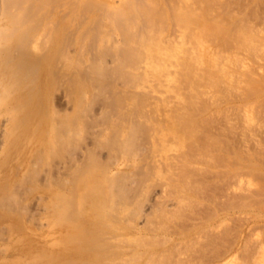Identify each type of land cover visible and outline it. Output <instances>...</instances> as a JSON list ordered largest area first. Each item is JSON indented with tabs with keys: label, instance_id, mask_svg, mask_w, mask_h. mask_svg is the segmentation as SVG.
<instances>
[{
	"label": "bare ground",
	"instance_id": "bare-ground-1",
	"mask_svg": "<svg viewBox=\"0 0 264 264\" xmlns=\"http://www.w3.org/2000/svg\"><path fill=\"white\" fill-rule=\"evenodd\" d=\"M14 1L16 3L17 10L18 8H20L19 6L23 4L22 2L24 0H20V4L18 2L19 0ZM26 1L28 2V0ZM26 1H24V4L26 3L25 8H29V10L31 8V12H33L34 9L38 12L41 7H43L44 9L46 8L47 11L41 9L43 12L39 11L38 14L36 12L35 14L33 13V15H30L31 22L28 23L30 20H28L27 16L29 15L25 17V13L23 14L22 11L17 10L18 12L22 13H18V16L19 14L24 16L22 17L24 21L27 18L28 22L26 20L24 23L26 24L27 22V25L30 24V26L29 30L24 29V31L21 30L23 26L21 28H17L16 35L18 37V42L14 47V50H10L7 55V58L11 59V61L16 59L9 66V74L11 75V77L17 79L16 81L21 82L27 75L32 76L36 74V70L38 69V66L43 59L47 60L48 63L55 60L54 66L57 70L53 67V72L51 73L55 75V69V71L58 72H56V76L59 75L61 81H65L64 84H68V87H71L72 90L73 88H77V92L80 96V101H84V99L86 98L85 95L87 94L86 92L88 88H90V91L92 89H95V91H97L94 95L95 98L99 95H102L104 98L103 109L107 108V110H110L111 114L113 113L114 116L119 117H117V119L120 120L116 123V128L117 126L118 128L120 127V123L125 122V125L128 124V135L126 133V135H124L125 137H120L121 133L116 129V134L112 136L111 139L109 138L110 141L107 140L110 145L108 147L112 146L120 151L124 150L125 153L126 151H128L131 154L130 150L133 151L132 149L137 144V139H142V136L141 138H137L138 135L142 133L143 135H145L144 137L146 138V140L144 138L143 139L145 143L147 142V148H150V151H148L150 153H147V155H149L151 158H156L157 145L159 142H161L165 135H167L165 132L167 131V129H170L169 127L171 125H168L171 124V120L173 122L174 118H176L177 125L179 127V131L176 132L179 133L180 137L184 139H181L183 143L181 144L179 149H177L178 153L174 154L175 160L170 164L168 163L170 165V168L173 165L176 169L178 168L177 170H173L174 172L178 171L176 174L172 171V173L175 174V177L169 174L172 176L171 178L169 176V180H173L175 178L174 180L177 181L175 185L177 191H175L176 189L172 186V189H175V193L173 194L178 193L179 195H177V198H179V200L178 202L176 201V205L174 206V202V204L172 205L173 208L175 207L176 209H178V212L173 211L172 209L170 213L173 211L176 214L177 212L178 216L174 214L171 215L180 217L181 221L180 219L177 222H175L174 220V224L178 223V225L176 224L177 227L180 226V229H183L185 227L186 230H184L188 231L189 227L187 228L186 226H191V223H193L191 226L193 228L196 215L194 216V219L192 218L193 222H191V218V221L188 219L189 216L187 218V215V220L184 221L183 218L185 216L182 215V212L184 211L183 213L187 214L189 211V214H196L195 212L199 208H197L196 211L195 209H192L195 211L193 213L192 211H190L191 207L196 208L198 205H202L204 203H201L202 198L209 199V197L210 202L212 200L211 198L215 200L218 199L217 201H215L216 203L214 202L216 210L213 208L212 212L215 211L216 213L218 208H223L224 210L227 209V211L231 212V216H233L231 219L230 217L228 218L229 221H232V225L230 227L227 225L229 221L228 223H226V220L224 221L226 224L225 226L223 220H221L222 218L217 219L216 217L215 224H212L210 226L207 225L209 229H207L208 231L204 232L206 230L205 228L203 230L200 229L199 233H196V235H194V238L192 236V241L184 244V246H186L185 249L183 248L184 251H182L183 241H181L182 247H180L181 250L178 249L176 251L177 254L174 253L176 249L174 251L173 249L172 251H168V248L166 251H164V249L163 252L165 253H162L161 251L162 254H160L159 252L151 253V251L148 252V250H145L142 254L138 252L139 254H132L133 256L130 257L119 256V259H117L115 263L110 262V264H132L136 260H138V264H193V262H196L195 264H264V201H262L263 198H261L260 200V197L264 194V24L260 22L261 18H259V20L257 18L260 23L256 22V25L254 22H251L254 16L252 17L250 15V18L252 19H250L249 21L246 19H249V17L245 18V15H243V12L247 11L250 6L252 8L250 13H252L255 8L259 6V3H261L260 1L262 0H240V2L239 0H235V2L234 0H227V2H225L226 0H44L45 2L43 0H39L38 2L42 1L45 3L44 6H42L43 3L38 2H36L37 4L35 5V1L37 0H31L32 3L34 2V5L32 4V7L36 6V8H32L31 6H29L30 2L27 3ZM253 1L255 3L251 4ZM52 2L53 4L58 2V4H55L56 6L50 5V3L52 4ZM9 3L12 4V2H8V4ZM38 5H41V7ZM16 6L13 7V5L9 4L8 9L11 8L15 10L14 8ZM25 8L23 7L22 10L27 11L28 9ZM38 8L39 10H37ZM235 8L236 10L238 8L237 11L240 12L239 15H242L241 17H238V19L236 18L238 12L234 10ZM233 10L236 15L233 13ZM11 12L10 14L14 13L15 11L12 13ZM31 12L27 11L28 14H30ZM248 13L249 12L247 11L246 14ZM14 15L12 14L11 17H13ZM252 15H254V13H252ZM16 16L17 15H15L14 18ZM14 18V25H17L18 23L19 26L20 24L22 25L23 22H21L18 17L17 19ZM15 21L20 22L16 23ZM263 21L264 19L262 20V22ZM12 24L9 25L12 26ZM25 24H23L24 27L27 26ZM9 30L11 31V29ZM4 32L2 31L1 33ZM74 34L77 35V40L74 41L72 36V41H64V36H69L68 39H70V35ZM170 50L173 52L177 51L176 53H174V56L176 57L175 60L179 62L180 66L178 70L179 73L177 81L182 84L181 87L186 86L185 88H183L186 91H189V89H187V86L191 87V89L193 88V90L189 91L190 93L188 91V93L183 91L182 94L185 92L184 94L187 95L184 96L186 98L184 103L186 104L183 105L182 102H179L181 105H177L171 113L172 119L170 117V120L168 119V121L167 119L162 118L160 123V119H158V122L156 116H154L156 115L154 111L153 115L151 114V111L155 110L156 112L157 108L154 107L155 109L152 108V110L150 111L149 109H146L147 103L152 102H148L149 96H147L146 98L145 95L148 94H145L146 92H144V86H146L148 82L152 83L150 79H152L153 74H150L152 73L150 72V70L152 71L153 69L151 68V65H156L154 63L156 56L159 57L158 60L160 61L162 57L164 59L166 51L168 52V55H166V57L169 56ZM216 53L219 54L216 55ZM163 54L164 56H162ZM169 57L166 59L167 62H170ZM166 60L164 59L165 62ZM223 61H225V64H229V66L224 65ZM152 63H154L155 65H153ZM157 64L165 65V68L168 64V68L170 66V63L165 64L163 63V61L162 63L158 62ZM164 67L163 70L165 69ZM158 68L159 66L157 67V69ZM161 68H159L158 71L155 68L154 69L157 72H162L161 74L159 72V74L161 76L164 74L162 76V78L164 79L165 74L167 75L168 73H165V70L163 71ZM168 68L166 69L167 72L169 71ZM174 73L176 72L174 71ZM159 74L156 73L157 76H159ZM171 74L170 76L172 80L170 79V81H173L174 76L172 77ZM150 75L152 76L150 77ZM161 76H159L160 81L158 79L153 80H156V83H160L162 82V79L160 78ZM32 80L34 81V79ZM165 81L163 82L165 83ZM69 88H67V90H69ZM227 89H229V91ZM143 92L145 95H143ZM221 92H228L229 98L227 96L228 100H226L227 103H225V106H222V104L220 103L221 100H219L218 97ZM140 95L145 96V98L141 97ZM139 96L143 99L141 100ZM92 101L95 102V100ZM230 103L233 107L229 106ZM231 107L232 109H234L232 110ZM81 112H83V110ZM109 116L110 115L107 114V117ZM221 117L222 120L220 119ZM152 118L153 120L155 118L154 122H157L152 123L153 120L152 122L150 121ZM163 120L165 121L163 122ZM219 125L221 126L222 131H220L221 128L219 127ZM236 125L240 127L241 131H239L240 129ZM59 127H61L64 131L65 127ZM211 128L213 132L216 131V129L217 131H220L219 133L221 134L225 132L227 137H230L232 135L231 132H233L235 137L234 131L235 129H238V132H236L237 130L235 132L236 134H239L241 132V136L239 140H236V138L234 139L236 140V144L234 143L235 146L231 147L229 141L225 142L228 144L224 143L226 139L224 138L223 141V138L220 137L221 134H219L218 132H214V134H212ZM213 128L215 130H213ZM229 133L231 134L230 136H228ZM67 135L68 134H65V136ZM75 137L74 139H76ZM177 137L179 139L178 135ZM177 137L175 136L174 138ZM232 137L230 139H232ZM238 137L239 136H237V138ZM62 140L63 138L60 141ZM68 140L70 141V139ZM166 140H169V142L172 141L170 140V138L168 139V137ZM176 141L177 139H175V142ZM66 153L68 155L67 151ZM133 153L135 152L133 151ZM57 154H60V152H58ZM93 155L94 154L91 155V158ZM62 159L64 160V157H62ZM175 164H177V167L175 166ZM204 164L211 165L214 168L219 167V164H221L220 167L227 168L229 170H227L228 174L231 173V176L229 175V178L227 177L223 184H220L221 182L219 183L220 180L217 178L223 176L224 174H227L224 173L226 170L219 171V173L217 170L214 171L210 168L211 171H209L208 167V170L204 169ZM89 168L90 167H88L86 170L88 171ZM237 168L238 172L235 173L234 171ZM164 169L167 170L166 167ZM28 170L30 169L28 168ZM47 171L48 170H46V172ZM30 172L31 171H29V173ZM147 172L143 173L142 171L140 173L139 171L140 174H137V177H139L137 178L139 181V183L137 182V187H139V184L140 186H142L143 184H141V182L144 183V181H147L149 179L150 175L146 180V175L150 173ZM103 173L105 175L103 178L99 179V182L96 180L97 178L95 179L98 184L90 187L92 189V194H90V197L93 198L92 195L96 194L95 196L97 197V207H101L103 209L107 207L112 214L113 210L121 213L119 211H123L125 208L129 209L131 203L132 205L136 204V196L139 192V189L136 186L135 188H133L128 182L127 183L129 186H127L126 183H124L126 181L125 178L124 181L121 177V180L119 178L117 179L118 176H116L114 173L112 174L111 172H109V169L103 170ZM209 178L214 179L209 180ZM213 180H219L218 184L219 186L221 185L220 188L217 184V181L216 183L214 182L215 185L218 186V189L216 188L214 183L211 182ZM261 180L263 182H261ZM142 189L143 188H140V190ZM159 190L161 192V190L163 189ZM16 192L17 191H15V193ZM86 193L84 195L88 194ZM213 194H216V197ZM212 195L213 197H211ZM88 196L86 197L88 198ZM83 197L84 196L82 195V198ZM5 198H7V196ZM133 198H135V201L132 202V200H134ZM175 198L176 197L174 196L173 199ZM159 201L161 200L156 201V203ZM83 202L82 204L85 203ZM156 203H154V205H156ZM21 205H23V203H21ZM164 205L162 206L163 209ZM254 205L255 207L261 206V208L259 207L258 209L263 210L258 211L257 209V211H253L255 210L253 208ZM90 206L95 208V205ZM152 206L151 204L148 207L145 206L144 212H141V215L139 217L141 218V221H139L140 223H144L146 221L145 224L147 223V225L145 226L148 227V223H150L152 227H154L155 225L156 228H159V230L162 229L161 231L164 232V228H166L167 230V227L169 225L166 226L167 224H165L164 222L165 227L164 225L162 226V220L158 219L160 218L159 211H157L158 213L155 212L156 210H158L156 209L158 206L161 207V204L159 205L157 203L156 207L153 206V209H151ZM210 206L211 204L206 207ZM165 207H167V205ZM211 207L210 210L212 209ZM159 209L163 211L162 208ZM187 209L189 210L186 213L185 210ZM208 209L209 208H207L206 211ZM151 210L154 211V215L156 216L152 214L153 211ZM78 211L74 209L72 213H77ZM161 211L160 213H162ZM164 211H167V208ZM204 212L202 216H204ZM212 212H210L212 215L210 214V216L208 217L210 218V220L211 218H213L212 216L217 215V213L215 214L214 212ZM166 213L164 214H166L167 216L168 214H170L168 213V211ZM78 214L76 215L79 216L80 214ZM164 214H162L161 217L163 216L164 218ZM180 214L184 217H182ZM208 214L209 213H206L205 215L207 216ZM108 215L109 213L106 216L107 218L109 217L112 221L115 220V215L112 214L113 218ZM118 216L116 215L117 218H119L121 215L119 217ZM168 217L170 219V215ZM197 219L199 220L200 217H197ZM116 220L118 222V219ZM119 220L121 221V219ZM123 220L127 223L128 228L137 227V225L135 226V224L133 223V216L131 213L130 217L129 215H127ZM198 220H195V222L197 221L196 224L207 222H200V220ZM171 221L172 220H170V222ZM182 221L183 223L186 222L188 225L186 223V225H184ZM36 222H38V220ZM102 224L109 226V228L115 227L110 223L109 225L105 223ZM157 224L159 226H157ZM233 224H236V227ZM181 226L183 227L181 228ZM232 226L235 227L234 230L237 229V236L235 235L236 232L233 231L234 234L233 232L232 234L236 237L234 238L232 235L231 239V233L229 234V232L232 231ZM221 227H223L224 229L226 228L227 230H220ZM115 228L120 229V227ZM112 229L114 230V228ZM201 230L203 231V234L201 233L200 235V232H202ZM92 231L90 230L89 232ZM96 231L97 229L94 230V232ZM119 231L121 232V230ZM222 231L226 232V235ZM177 232L178 231H175V233ZM204 233H206V239H211L209 241L206 240V244L204 243ZM178 234H180V231L178 232ZM198 234L199 236H197ZM116 236L117 235H113L114 239L117 238ZM224 236H226V241L224 240ZM118 237L119 239L117 238V242L119 240V244L120 242L125 244V242L122 241L124 238H122V240L120 241V236ZM106 238L107 237L105 236L103 240H105ZM129 238L126 239L129 240ZM148 238L147 236L144 237L142 235L139 236L138 234H136L134 239L131 238L130 240L133 241L131 242V244H136V246H148L153 244L150 240L151 238ZM164 238H166V236ZM96 239H98V237H96ZM194 239H196V241ZM201 239L203 240V242H201ZM127 240H125L126 244L128 243ZM141 240L144 241L141 242ZM189 240H191V238ZM199 240H201L200 242L202 244L199 242ZM222 240L224 244L221 242ZM187 241L188 240H186L185 242ZM209 242H211V245L213 244L212 250L217 246H221L222 244L227 247H223L226 249H223L222 247H220L219 249L217 248L216 252L214 250L213 255V251L211 252V245L209 244ZM217 243H219L220 245ZM176 244L177 243L175 242V245ZM207 244H209L208 246L210 248L207 246ZM113 248L116 247L114 246ZM118 248L119 247H117V249ZM123 250H126V248ZM184 252L188 254V258L189 255L193 253L195 254L196 258L192 256L194 258L192 259V257L190 256V259L192 260H188V258L185 256L187 259H182V254H184ZM209 252H211V257L213 255L216 258L212 257L211 259L208 254ZM213 258L216 261L213 260Z\"/></svg>",
	"mask_w": 264,
	"mask_h": 264
},
{
	"label": "rangeland",
	"instance_id": "rangeland-1",
	"mask_svg": "<svg viewBox=\"0 0 264 264\" xmlns=\"http://www.w3.org/2000/svg\"><path fill=\"white\" fill-rule=\"evenodd\" d=\"M13 1L14 0H12V1L11 0L10 1L9 0H0V47H2V48H0V264H85V263L86 264H93V263H95V264H102V263L103 264H110V262L115 263V261L117 259H119V256L120 257H130L133 255H137L138 252L142 254L145 250H148V252L151 251V253L159 252L160 254H162V253H165V252H163V250L165 249L164 251H166L168 248V251L169 250L172 251V249L174 251L176 249L174 251V253H176V251L178 249H180V247H182L181 241H183L182 249L183 248L185 249L186 246H184V244H187L190 241H192V239L195 237L194 235H196V233H199L200 229L203 230L205 228L206 230L204 232L208 231L209 229H208L207 225L210 226L212 224H215L216 217H217V219L222 218L221 220H223L224 224H225V222H224L225 220H226V223H228V221H229L228 218L230 217V219H231L233 216H231V212L227 211V209L224 210L223 208L221 209V208L217 207L218 208V210L216 212L217 215L212 216L213 218H211V220H210V218H208L210 216V214H211L210 212H212L213 208L216 210V206H215L216 202L215 201L218 200V199L215 200V199L211 198L213 200V202H212V200L210 202L209 201L210 197H209V199L208 198L207 199L202 198L201 203L204 202L205 205L203 203L202 205L201 204L198 205L196 208L191 207L190 211H192L193 213L197 210V208H199L195 212L196 214H192V213L189 214V211H188L189 209L185 210L186 213L188 211L187 214H184L183 213L184 211L182 212V215H184L185 217L180 214L184 218H186V215H187V218L189 216V218H188L189 220H190V218H191V220H192V218L194 219V216L196 215L195 220H198L197 217L198 218L200 217V219H199L200 222L201 221H207V222H202V223L196 224L197 221L195 222V220H194L195 224L193 225L194 226L193 228L191 227L193 223H191V226L190 225L186 226L187 228L189 227L188 231H185L186 230L185 227L183 229H180V226L177 227L178 223L174 224V220H175V222H177V221H179L180 217H176V216H178L177 215L178 209H176L175 207L173 208L172 205L175 203L174 204V206H175L176 201L178 202L179 198H177L178 193L173 194V193H175V191H177L176 186H175L177 181L174 180L175 178L173 179L174 181L172 179L171 180H169V179L172 177L171 175H173L175 177V174L178 171L174 172L173 170H177L178 168L176 169L174 167V165L171 166V168H170L169 164L175 160L174 154L178 153L177 149H179V147L183 143L182 140L184 139V138L180 137L179 133H177L179 131V127L177 125L176 118H174L173 122L171 120V124L168 125V126L171 125L169 127L170 129H167V131L165 132L167 135H165V137L161 140V142L158 143L157 152H156L157 157L156 158H151L149 155H147V153H150V152H148V151H150V148L148 147L149 148V150H148L147 142L145 143V141H144V139L146 140V138L144 137L145 135H143L142 133H140L137 137V138H139V137L141 138V136H142V139H137V144L132 149L135 153H133V151H131V150H130L131 154L128 151H126V153H125L124 150L120 151V150H118L112 146L108 147V146H110L108 141H110L109 138L111 139L112 136H114L116 134V129L118 131H120L121 135H123V136L120 135V137H125L124 135H126V133L128 135V133H129V131H127V130H129V128L127 127L128 124L125 125V122L120 123V127H119L120 129L118 128V126L116 128L115 125L120 119L118 120L117 119L118 116H114L113 113L111 114L110 110H107V108H104L105 110L103 109L104 98L102 95H99L98 97L95 98L94 95L97 92V91H95V89L94 90L92 89L90 91V88H88L87 92H86L87 94L85 95L86 98L84 97L85 98L84 101H80V96L77 92V88L76 89L73 88V90H72L71 87L70 88L68 87L69 86L68 84H66V83L64 84V82H65L64 80L61 81V78L59 77V75L56 76V74L58 72L55 71V69H56V67L54 66L55 60L50 61V63H48L47 60L43 59L41 61L40 65L38 66V69L36 70V74H34L32 76L27 75L26 77L23 78V80L21 82H18V81H16L17 79H14L11 77V75L9 74V71H10L9 66L16 59L11 61V59L7 58V55H8L10 50H14V47L16 46V44L18 42V40H17L18 37L16 35L17 34L16 33L17 28H19V27L21 28L23 26V28L21 30H23V31H24V29L29 30L30 24L27 25V22H28V20H30L28 23L31 22L30 15H33V13L35 14V12L38 14L39 11L46 10V8L44 9L43 7H41V5H38L41 7L42 10L41 9L39 10V8H38L37 9V10H39L38 12L35 11V9L33 12H31V10H32L31 8H30V10H29V8H25L26 3L24 4V1H26V0H24L22 2L24 5L21 4L22 6L20 5L19 6L20 8H18L17 10L22 11L23 14L25 13L24 14L25 17L27 15H29V16H27L28 20L26 18L27 22L25 24L24 22L26 20L24 21V19H22V17H24V16L20 15L22 13H20L16 10L17 6H16L15 1L14 2ZM38 1L39 0L35 1V5L37 4L36 2H38ZM62 1H67V0H62ZM8 2H12V4L11 3H9V4L13 5V7L16 6L14 8L15 10H13L11 8H9L11 10L8 9V5H9ZM18 2L20 4V0ZM28 2H30L29 6H31V7L34 5L33 4L34 2L32 3L31 0L30 1L28 0ZM44 2L41 1L38 3H43L42 6H44V4H45ZM225 2H227V0ZM234 2H235V0H234ZM239 2H240V0H239ZM260 2L261 3H259V6H257V7L255 6L257 9L255 8V10L252 12V13H254V15H252V13H250L251 9H252L251 6L249 7L250 11H249V8L247 10L249 12L248 13L249 16H248V14H246L247 11L243 12V15H245V18L249 17V19L246 18L249 21H250V19H252V18H250V15L252 17L254 16L253 19L251 20V22H254L255 24H256V22H259L258 21L259 18H261L260 22L264 24V21L262 22V20L264 19V0H262ZM254 3L255 2L253 1L251 4H254ZM55 4H58V2ZM55 4H53V2H52V4L50 3V5H53V6H56ZM255 5H258V4H255ZM53 6H51V7H53ZM239 6H240V4H239ZM23 7L25 9H28L27 11H30L31 13L28 14L26 10H22ZM34 7L36 8V6H34ZM34 7H32V8H34ZM234 10H236V8ZM234 10H233V13H234ZM237 10H238V8H237ZM237 10H236V12H238V15L236 16V18L238 19V17H241L242 15L241 14L239 15L240 12ZM11 11L12 12L15 11V12L12 13ZM10 12L13 15L16 13L15 15H17V16L15 18L17 19V17H18V19L21 20V22H23L22 25L21 24H20V26L18 25L19 24L18 22H20V21H15L18 24L14 25L13 18L15 15L13 17H11L12 14H10ZM18 13H20L19 16H18ZM234 14L236 15V13H234ZM223 16H224V13H223ZM257 18H258V20H257ZM12 20H13V22H12ZM9 24L10 25L12 24V26H10ZM23 24L27 25L28 27L27 26L24 27ZM15 27H16V29H15ZM1 28H3V29H1ZM9 29H11V31ZM1 30L3 32L5 31V32L1 33L2 32ZM72 36H73L74 41L77 40L76 34L70 35V39H68L69 36L68 37L64 36L65 38H63V39H64V41H72V38H71ZM263 49H264V47H263ZM169 52H170L169 53L170 57L169 56L168 57H169L170 62H167V60H166L168 58V57H166V55H168L167 54L168 52L166 51L165 56H164V54L162 55V56H164V59L166 60V62L164 61L162 56L161 57L163 60L161 59L160 61L158 60L159 57L156 56L154 63L157 66L154 63H152V64L155 66L151 65V68H153V69L155 68L158 71L159 68H161V67H162L161 69L163 70V67L165 66L162 64H157L158 62L162 63V61H163V63H165V64L170 63V66H169L170 69L168 68L169 64L166 65V68L164 67L165 73H168V74L167 75L165 74V78L163 79L162 76L164 74L162 76L160 75L162 72L159 71L160 72V74H159V72L155 71V69H154V71H153V69H152V71L150 70V72H152L150 74H153V76L150 75V77L152 76V79H150V81H152V83L148 82V84L146 86H144L145 87L144 92H146L145 94H148V95H145L143 92V95H145L146 98H147V96H149L148 102H152V103H147L146 109L147 110L149 109V111H150L154 107L157 108L156 109L157 113L155 112V110H152L151 111L152 113L151 112L150 113L153 115V111H154V113L156 114L154 116H156L158 122H159L158 119H160V123H161L162 118L170 120V117H171V119H172V114H171L172 111L174 110V108L177 105L180 106L181 102L183 105L186 104V103H184L185 99H186L184 96H187V95H185L184 93L188 91V90L186 91L185 89H183L186 86L181 87L182 84L177 81L178 80L177 77H178V73H179L178 70L180 67L179 62H177L175 60L176 57L174 56V53H176L177 51L173 52L170 50ZM218 54L219 53H216V55H218ZM171 58H172V60H171ZM155 61H157V62H155ZM224 62L225 61H223L224 65L229 66V64H225ZM158 66H159V68L157 69ZM53 67L55 68L54 69L55 75L53 73H51V72H53ZM167 68L170 72L169 71L167 72V70H166ZM172 69H173V72H172ZM174 71L176 73H174ZM156 73H158L159 76H161L160 78L162 79L161 80L162 82L159 83L157 81L158 83H156V80L155 81L153 80V79L159 80V76H157ZM170 74L172 75V77L174 76L173 81H170V79H171ZM32 79H34V81ZM163 81H165L166 84ZM170 82H171V84H170ZM60 83L61 84L63 83L62 86ZM156 84H158V85H156ZM169 84H170V86H169ZM65 85H67V86H65ZM184 85H186V84H184ZM187 87H188L187 89H189V91L193 90V88L191 89V87H189V86H187ZM67 88H69V90H67ZM229 89H230V87H229ZM229 89H227V90L229 91ZM70 90H71V92H70ZM72 91H73V93H72ZM147 91H149V92H147ZM183 91H185L183 93L184 95L182 94ZM143 95H140V96L145 98V96H143ZM227 96H228V92H221L219 94L218 97H219V100H221L220 103L222 104V106H225V103H227L226 100H228V98H229V96H228V98H227ZM142 99L143 98H141V100ZM92 100H95V102H93ZM96 101H97V103H96ZM229 106H232L231 103L229 104ZM232 107H231V109H232ZM182 108H183V106H182ZM82 110H83V112H81ZM58 112H60V113H58ZM80 114H82V115H80ZM107 114H109L110 116L107 117ZM154 116H152V117H154ZM220 119L222 120V117ZM152 120H153V118L150 121L152 122ZM154 120H155V118H154ZM154 120L152 123L157 122V121L154 122ZM167 120H166V122H167ZM164 121L165 120H163V122ZM61 122L63 125L61 124ZM163 122H162V124H163ZM58 125L62 126L63 128L65 127L66 130L64 129V131H63V129L61 127H59ZM219 127L221 128L220 125H219ZM237 127L240 129L239 126H237ZM213 130H215V129L213 128ZM220 131H222V128L220 129ZM220 131H217V129H216V131H214V132L219 133ZM235 131L238 132V129H235ZM235 131H234L235 137H234L233 132H231L232 135L229 133L228 136L231 135L230 137H227L225 132L222 133L225 135H222L221 133H219V134H221L220 137L223 138V141H224V138L226 139V141H224V143L229 141L231 147L235 146L234 145V143L236 144L235 141L237 139L239 140L240 136H241V132L239 133L240 134L239 135V134H236ZM239 131H241V129ZM214 132L212 131V128H211V133L214 134ZM65 134H68V135L65 136ZM177 135L179 136V139H178ZM82 136H84V137H82ZM175 136L177 138H174ZM237 136H239V137L237 138ZM74 137L76 139H74ZM167 137H168V139L170 138V140H172V141L169 142V140H166ZM231 137H232V139H230ZM60 138L61 139L63 138V140L60 141L61 140ZM235 138H236V140H234ZM68 139H70V141ZM81 139H83V140H81ZM175 139H177L176 142H175ZM66 140H67V142H66ZM139 141H141L142 143ZM232 141H234V142H232ZM71 142L73 145L71 144ZM105 143H107V144H105ZM65 144L67 145V147ZM225 144H228V143H225ZM63 145H64V147H63ZM85 145L86 146L88 145V146L86 147ZM52 146L54 147V149ZM61 147H62V149H61ZM158 148H160V149H158ZM74 149H75V151H74ZM158 150H159V152H158ZM52 151H53V153H52ZM66 151L68 152V155H67ZM58 152H60L61 155L57 154ZM73 153H74V155H73ZM33 154H34V157H33ZM92 154H94V155L91 158ZM132 154H134V155H132ZM51 155H52V157H51ZM224 155H226V154H224ZM41 157H42V159H41ZM62 157H64V160L62 159ZM39 164H40V166H39ZM53 164H55V165H53ZM99 164H101V165H99ZM103 165H105V166H103ZM176 165L177 164H175V166ZM219 165L221 166V164H219ZM98 166H100V167H98ZM142 166H144V167H142ZM203 166H204V169H206V170L209 169V171H211L210 168L214 171L217 170L218 172L226 170L224 173H227V174L223 173L224 174L223 176H221V174H220L221 177L217 178L220 181L219 180H215V181L213 180V181H211L212 183H214V182L216 183V181H217V184H218V181H219V183L221 182L220 184H223L225 179L231 174V173L228 174L229 170L225 167L219 166L217 168H214L211 165H206V164H204ZM217 166H218V164H217ZM88 167H90V168L87 171L86 169ZM165 167L167 168V170L164 169ZM172 167H174V168H172ZM207 167H208V169H207ZM28 168L30 170H28ZM142 168H143V170H142ZM262 168H263V166H262ZM108 169H109V172H111L112 174L114 173L116 176H118L117 179L118 178L120 179V177H121V178H123L122 180L124 181V178H125L126 181L124 183H126L127 186H129L128 183L131 184L130 186L133 188H135V186L137 187L138 183H139V181L137 179L139 177H137L138 176L137 174H140L142 171H143V173L147 172V171L150 172L149 174H147L148 172L146 173L147 174L146 180L148 179L147 177L150 175L149 179L147 181H144V183L141 182V184H143V185L140 186V184H139V187H137L139 189V192L140 191L141 192L140 193L138 192V194H137L138 197L136 196V198H137L136 201H135V198H133L134 200H132V202L135 201L136 204L132 205V203H131L132 206L130 205L129 209L125 208L123 211L122 210L119 211L121 213H118V211L116 212L115 210H113L112 214L115 215L114 221H116V222L112 221L109 217L108 218L106 217L107 214L109 213L108 216L113 218L110 210L107 207H105V209H103L101 207L96 206V202H97V197L95 196L96 194L92 195L93 198L90 197V194H92V189L90 187L97 185L99 182V179L103 178L105 175L103 173V170H108ZM34 170H36V171H34ZM46 170H48V171L46 172ZM138 170L140 171V173ZM29 171H31L30 173H32V174H30ZM172 171L175 174L172 173ZM234 172L235 173L238 172V168ZM33 174H37V175H33ZM169 174H171V175H169ZM23 175H24V178H23ZM169 176H170V178H169ZM129 178H130V180H129ZM34 179H35V181H34ZM57 179H58V181H57ZM95 179L98 182L95 181ZM212 179H214V178H209V180H212ZM221 179H222V181H221ZM46 181H48V182H46ZM263 181L261 180V182H263ZM215 183H214V185H215ZM159 184H161L162 186ZM263 184H264V182H263ZM261 185H262V183H261ZM172 186L176 190L172 189L173 188ZM215 186L218 189L219 184H218V186L217 185H215ZM220 186H219V188H220ZM27 187L30 189H28ZM167 187H168V189H167ZM169 187H170V189H169ZM258 187H256V188H258ZM16 188H17V190H16ZM23 188H25V189H23ZM140 188H143V189L140 190ZM87 189H88V191H90V190L91 191L88 192ZM159 189H163V190H161V192H160ZM15 191H17V192L15 193ZM172 191H174V192H172ZM215 191H216V189H215ZM86 192L89 194V196ZM85 193L87 195H84ZM5 194H6L7 198H5L6 197ZM82 195L84 196L83 198H82ZM173 195L176 197L175 199H173L174 198ZM213 195L215 196L216 194H213ZM213 195L211 197H213ZM9 196H10V198H9ZM86 196H88V198ZM42 197H43V199H42ZM84 198H85V200H84ZM261 198L264 199V194L260 197V200H261ZM263 199H262V201H264ZM4 200H5V202H4ZM71 200H73V201H71ZM83 200L85 203L83 202ZM158 200H161V201H159L160 203L157 202L159 205L161 204V207L158 206L156 208L158 210H156L154 208L156 210L155 212L159 211V214H160L159 217L160 218H158V219L162 220L161 221L162 226L164 225V222H165V224H167L166 226L169 225L167 227V230H166V228H164L165 227V225H164V227H163L165 230L164 232L161 231L162 229L159 230V228H156L155 225H154V227H152V225L150 223H148V227L145 226V225H147V223L145 224L146 221L144 223H142V222L140 223L141 218H139L141 215V212H144L145 206L148 207L151 204V206L153 205L156 207V205H157L156 201H158ZM82 202L84 204H82ZM21 203H23V205H21ZM154 203H156V205H154ZM209 204H211V206H212V207L210 206L212 208L211 210H210V207H206V206H209ZM82 205H83V207H82ZM90 205H92V206L95 205V208L91 207ZM163 205H164V209L162 207ZM166 205H167V207H165ZM75 206H76V208H75ZM153 206L151 209H153ZM80 207H81V210H80ZM259 207L261 208V206H259ZM259 207H255V205H254L253 208L255 210H253V211H257V209ZM140 208H141V210H140ZM159 208H162L163 211H161ZM166 208H167L168 213H170V211L172 209H173V211H177V212L175 214L172 211L173 213L171 212L170 214H168V216L170 215V219H169V217L166 215L167 211H164V210H166ZM177 208H178V203H177ZM207 208H209V209L206 211ZM28 209H29V211H28ZM74 209L77 211L80 210V211H78L80 215L78 214V212L72 213V211H74ZM93 209H94V211H93ZM192 209H195V211ZM31 210H33L35 213ZM199 210H200V212H199ZM259 210L262 211L263 209H258V211ZM151 211H153V210H151ZM160 211L162 213H160ZM128 212H129V214H128ZM203 212L205 214L206 213H209V214L207 216L204 214V216H206V217H204V216H202ZM213 212L215 213V211H213ZM130 213L133 216V223L135 224V226L137 225V227L128 228L127 223L123 220V219H125V217L127 215H129V217H130ZM164 213H166V214H164ZM198 213H200V214H198ZM73 214H75V215H73ZM76 214H78L79 216H77ZM118 214H119V216L121 215L120 217H122V218H120L118 216ZM152 214L153 215L155 214L154 211ZM162 214L165 215L164 218H163V216L161 217ZM171 214H174L176 216L171 215ZM116 215L119 218H117ZM134 215H135V217H134ZM74 216H77V217H74ZM154 216H156V215H154ZM99 217H101V218H99ZM171 218H175V219H171ZM184 218H183L184 221L187 220V218L186 219H184ZM106 219H108V220H106ZM116 219H118V222ZM119 219H121V221ZM37 220H38V222H36ZM170 220H172V221L170 222ZM189 220H188V222H189ZM180 221H181V219H180ZM101 222L108 224V225L110 223L111 225H114L115 227H120V229L119 228L116 229L115 227L111 226L112 228H114V230H113L112 228H109V226L103 225ZM191 222H193V220ZM182 223H183V221H182ZM185 223L186 222H184L183 224L186 225L187 223L186 224ZM80 225H82V226H80ZM159 225H160V223H159ZM159 225L157 224V226H159ZM227 225L230 227L232 225V221H229V223ZM233 225H235V227H236V224H233ZM171 226H173V227H171ZM174 226L176 227V229ZM225 226H226V224H225ZM225 226H223V227H225ZM169 227L172 229H170ZM182 227L183 226H181V228ZM223 227H221L220 230L223 229L224 231H226L227 229L225 228L226 229L225 230ZM232 227H233V228H231L232 231L229 230L230 231L229 234L231 233V239H232V235L237 230V229L234 230V228H235L234 226H232ZM168 228H169L170 234L168 232ZM96 229L98 232L97 231L94 232V230H96ZM115 229H116V231H115ZM90 230L91 231L93 230L92 231L93 233L89 232ZM119 230H121V232ZM182 230H184V231H182ZM117 231H119V232H117ZM175 231H178V232L180 231V234H178V232L175 233ZM224 231H222V232H224ZM219 232H221V231H219ZM232 232H233V234H232ZM201 233L203 234V231L200 232V235H201ZM224 233L226 235V232H224ZM136 234H138L139 236L142 235L144 237L147 236V238L149 237L148 239L151 238L150 240L152 241L153 244L150 243L151 245H148V246H143V245L136 246V244L135 245L131 244V242H133V241L130 239L131 238L134 239ZM113 235L114 236L117 235L116 237L118 239H119L118 236H120V241L122 240V238H124L122 241H124L125 244L121 243V242L119 244L118 243L119 240L117 242V238L114 239ZM235 235L237 236V232ZM103 236L104 237L106 236L108 238V240H107V238L105 240H103L104 239ZM165 236H166V238H164ZM192 236H193V238H192ZM197 236H199V234ZM236 236L233 235L234 238ZM96 237H98V239H96ZM99 237H101V238H99ZM111 237H112V240H111ZM129 237H131V238H129ZM205 237H206V233H204V239L205 240L202 238L204 240V243L206 242V240H208ZM225 237L226 236H224V240L226 241ZM126 238H129V240H127ZM190 238H191V240H189ZM164 239H165V241H164ZM125 240H127L128 243L130 241V243L126 244ZM184 240L185 241L188 240V241L185 242ZM194 240L196 241V239H194ZM201 240H199V242ZM203 240L201 242H203ZM209 240H211V239H209ZM143 241L144 240H141V242H143ZM154 241H155V243H154ZM156 242L158 245L156 244ZM175 242L177 243L176 245H175ZM179 242H181V243H179ZM211 242H209L210 245H211ZM221 242L224 244L223 240ZM99 244H102V245H99ZM209 244H207V246ZM217 244H219V243H217ZM178 245H180V246H178ZM222 245L217 246L213 250H212L213 244L211 245V252L213 251L212 252L213 255H214V250L216 252L217 248L219 249L220 247L223 248L225 246V245H223V246ZM112 246L113 247L115 246L116 248H113ZM139 246H141V247H139ZM175 246H178V247H175ZM117 247H119V248L117 249ZM225 247H227V246H225ZM120 248H122V249H120ZM125 248L127 251L123 250ZM130 248H133V249H130ZM184 249L182 251H184ZM223 249H226V248H223ZM161 251H162V253H161ZM211 252L208 253L209 257H211L210 256ZM106 254H108V255H106ZM184 254H186V252H184ZM184 254H182V257H183L182 259H185L188 256V254H186V255H184ZM193 254L189 255V258L187 257L188 260H192V259L196 258L195 254L194 255ZM213 255H212V257H214ZM190 256L191 257L193 256L194 258L192 257V259H190ZM212 257H211V259H212ZM214 258H216V257H214ZM214 258H213V260H215ZM107 261H109V262H107ZM138 263H139L138 260H136L132 264H138ZM195 263L196 262H193V264H195Z\"/></svg>",
	"mask_w": 264,
	"mask_h": 264
}]
</instances>
